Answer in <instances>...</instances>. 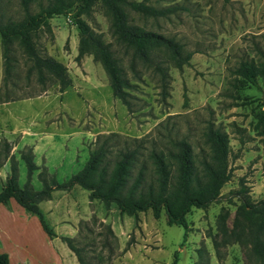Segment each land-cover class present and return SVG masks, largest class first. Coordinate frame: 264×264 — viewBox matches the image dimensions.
<instances>
[{"label": "rangeland", "instance_id": "1", "mask_svg": "<svg viewBox=\"0 0 264 264\" xmlns=\"http://www.w3.org/2000/svg\"><path fill=\"white\" fill-rule=\"evenodd\" d=\"M145 1L184 7L156 18L130 11L132 21L144 29L170 36L185 52L193 51L180 70L162 52L145 64L133 58L131 49L111 34L100 3L81 16L110 44L129 78L130 106L112 96L107 74L92 55L75 60L78 36L72 11L51 17L49 29L35 34L39 51L67 68L72 83L62 90L57 83L42 85L35 73L26 78L19 49L14 54V84L5 86L0 42V94L17 97L0 101V186L12 167L19 184H26L27 168L20 156L24 153L37 166L30 178L33 188L42 187L43 179L69 177L82 168L103 133L119 135L120 144L125 136L156 137L159 130L185 137L194 151L205 152L201 133L206 122L213 121L229 134L232 175L218 201L206 209L192 207L185 230L169 226L164 211L158 219L150 210L136 219L120 214L115 204L106 209L99 199L88 200L87 191L78 185L52 191L39 207L57 235L51 239L59 245V253L63 246L69 249L60 236L69 235L84 264H172L174 260V264H256L251 259L248 224L238 206L239 196L251 202L264 198V140L259 133L264 130V88L236 89L237 97L232 98L227 87L236 60L243 53L256 55L252 41L258 40L264 48L260 35L264 0ZM31 9H37L35 2ZM23 14L19 0H0V21L18 20ZM158 62L167 68L164 80L154 68ZM236 191L241 192L235 196ZM62 255L61 264H70V258Z\"/></svg>", "mask_w": 264, "mask_h": 264}, {"label": "trees", "instance_id": "2", "mask_svg": "<svg viewBox=\"0 0 264 264\" xmlns=\"http://www.w3.org/2000/svg\"><path fill=\"white\" fill-rule=\"evenodd\" d=\"M33 2L37 5L34 11L31 9ZM95 2L100 3L108 15L111 34L118 43L131 49L133 58L145 64L162 52L167 57L166 61L176 69L180 70L188 64L193 51L185 52L183 46L170 36L144 29L133 22L130 15L132 11L143 17L156 18L176 13L184 8L182 6H155L145 0H19L23 16L18 20L0 21L3 84H14V66L17 62L14 54L19 49L27 68L26 78L35 73L42 85L57 83L59 90L71 85L72 80L65 65L39 51L35 34L41 28L49 29L51 17L72 11L78 36L75 60L92 55L107 74L112 96L130 106L127 89L131 86L129 78L119 65L110 44L81 17L90 13ZM260 35H264V32ZM252 46L256 55L243 53L230 68L232 77L227 88H231L228 94L232 98L237 97L236 89L250 85L264 88V48L258 40H253ZM161 63H156L154 68L164 80L167 68ZM13 98L17 97H10L8 93L0 94V101ZM259 133L264 140V130ZM157 134L156 137L148 135L141 138L125 136L118 144L119 135L103 133L97 137L80 170L60 181L53 177L49 181L43 179L40 188H33L30 183L36 164L28 153L21 154L27 168V182L21 186L15 167H12L11 173L0 186V203L7 204L9 199L15 200L26 212L35 214L43 232L53 238L57 235L46 225L39 203L49 199L54 190L78 185L87 191L88 200L99 199L106 209L115 204L120 214L133 215L136 219L140 212L148 210L158 219L164 211L169 226L178 225L185 230L186 215L192 207L206 209L218 201L224 183L232 175L228 164L230 137L219 125L208 121L201 133L207 150L196 152L185 137L176 138L159 130ZM240 192L233 193L237 196ZM239 199L242 202L238 206V213L248 224L251 259L253 263L264 264V198L256 202L240 196ZM106 228L109 233L112 232L109 226ZM60 237L73 252L78 264H84L80 248L73 239L69 235ZM0 264H9L4 252H0Z\"/></svg>", "mask_w": 264, "mask_h": 264}, {"label": "crops", "instance_id": "3", "mask_svg": "<svg viewBox=\"0 0 264 264\" xmlns=\"http://www.w3.org/2000/svg\"><path fill=\"white\" fill-rule=\"evenodd\" d=\"M38 220L13 199L0 203V252L7 255L8 263L61 264L64 254L70 264H76L70 248L63 246L59 253V245L43 232Z\"/></svg>", "mask_w": 264, "mask_h": 264}]
</instances>
